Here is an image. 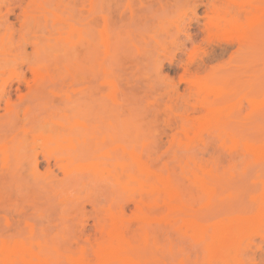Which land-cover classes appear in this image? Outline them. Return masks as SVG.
Returning a JSON list of instances; mask_svg holds the SVG:
<instances>
[{
	"label": "rangeland",
	"instance_id": "1",
	"mask_svg": "<svg viewBox=\"0 0 264 264\" xmlns=\"http://www.w3.org/2000/svg\"><path fill=\"white\" fill-rule=\"evenodd\" d=\"M0 264H264V0H0Z\"/></svg>",
	"mask_w": 264,
	"mask_h": 264
},
{
	"label": "bare ground",
	"instance_id": "2",
	"mask_svg": "<svg viewBox=\"0 0 264 264\" xmlns=\"http://www.w3.org/2000/svg\"><path fill=\"white\" fill-rule=\"evenodd\" d=\"M215 109V108H214ZM218 109V108H217ZM217 109H215V110H217ZM220 109V108H219ZM217 112V111H216ZM262 150V149H261ZM261 152V151H260ZM160 176V175H159ZM216 238V237H215ZM227 258H229V257H227ZM219 261V260H218ZM228 262H229V260H228Z\"/></svg>",
	"mask_w": 264,
	"mask_h": 264
}]
</instances>
